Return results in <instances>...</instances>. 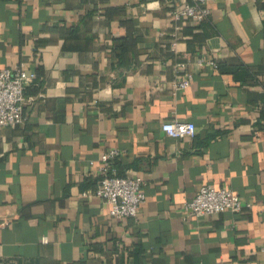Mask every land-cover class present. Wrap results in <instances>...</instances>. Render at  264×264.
Here are the masks:
<instances>
[{"label":"crops","instance_id":"crops-1","mask_svg":"<svg viewBox=\"0 0 264 264\" xmlns=\"http://www.w3.org/2000/svg\"><path fill=\"white\" fill-rule=\"evenodd\" d=\"M183 2L0 0V70L34 78L0 131V264H264V0L210 1L171 49ZM111 149L145 180L138 218L95 195ZM204 185L252 207L189 218Z\"/></svg>","mask_w":264,"mask_h":264},{"label":"built area","instance_id":"built-area-1","mask_svg":"<svg viewBox=\"0 0 264 264\" xmlns=\"http://www.w3.org/2000/svg\"><path fill=\"white\" fill-rule=\"evenodd\" d=\"M210 1L213 0H193V3L183 2L173 8L170 14L173 30L170 36L171 49L181 40V22L203 23L210 15ZM197 63L200 66L208 63L217 67L215 62L205 58H200ZM184 67V64L178 65V69ZM33 79L22 68L0 70V131L6 127L24 124L25 94ZM191 80L192 76L188 75L187 78L176 81L174 90L180 92L187 89ZM162 129L168 136L176 139L192 137L196 133V126L192 122L170 121L164 123ZM120 156L118 149H111L101 155L100 180L95 195L108 204L110 217L113 219L138 218L146 201L145 180L140 176L119 175L117 161ZM251 207V204H245L230 189L204 185L192 200L185 203V213L189 218L201 219L226 212L240 214ZM43 241L46 242L47 239Z\"/></svg>","mask_w":264,"mask_h":264}]
</instances>
